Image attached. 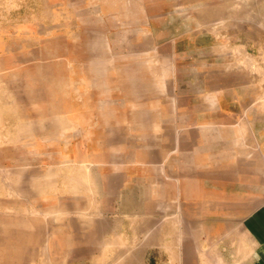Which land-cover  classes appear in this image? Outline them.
Wrapping results in <instances>:
<instances>
[{"label":"rangeland","instance_id":"374dc122","mask_svg":"<svg viewBox=\"0 0 264 264\" xmlns=\"http://www.w3.org/2000/svg\"><path fill=\"white\" fill-rule=\"evenodd\" d=\"M263 204L264 0H0V264H246Z\"/></svg>","mask_w":264,"mask_h":264},{"label":"crops","instance_id":"0c3cea01","mask_svg":"<svg viewBox=\"0 0 264 264\" xmlns=\"http://www.w3.org/2000/svg\"><path fill=\"white\" fill-rule=\"evenodd\" d=\"M243 229L252 245L246 264H264V204L244 220Z\"/></svg>","mask_w":264,"mask_h":264},{"label":"bare ground","instance_id":"6f19581e","mask_svg":"<svg viewBox=\"0 0 264 264\" xmlns=\"http://www.w3.org/2000/svg\"><path fill=\"white\" fill-rule=\"evenodd\" d=\"M115 9V8H114ZM107 69V68H106ZM111 70V69H110ZM112 70H114V69H112ZM106 71V70H105ZM130 75V74H129ZM128 76V75H127ZM131 76V75H130ZM129 76V77H130ZM142 75H140V77H141ZM142 78H143V76H142ZM128 80V79H127ZM131 84V83H130ZM151 87V86H150ZM131 91V90H130ZM135 95V94H134ZM124 100V99H123ZM122 100V101H123ZM134 103V102H133ZM119 105V104H118ZM136 108V107H135ZM134 110V109H133ZM134 112H136L135 110H134ZM140 112V111H139ZM142 112V111H141ZM156 112V111H155ZM134 115V114H133ZM135 116V115H134ZM140 116V115H139ZM132 119H134V118H132ZM142 145V144H141ZM208 199V198H207ZM133 209V208H132ZM142 210H140V212H141ZM218 214V213H217ZM221 214V213H220Z\"/></svg>","mask_w":264,"mask_h":264}]
</instances>
